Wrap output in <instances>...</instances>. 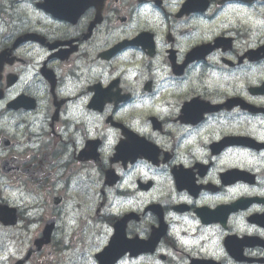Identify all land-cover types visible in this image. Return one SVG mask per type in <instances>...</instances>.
<instances>
[{
    "label": "clouds",
    "instance_id": "clouds-1",
    "mask_svg": "<svg viewBox=\"0 0 264 264\" xmlns=\"http://www.w3.org/2000/svg\"><path fill=\"white\" fill-rule=\"evenodd\" d=\"M47 2L0 0V53L26 34L43 37V41H20L15 53L20 63L11 69L18 73V82L0 88V185L32 221L30 230L40 228L46 213L44 197L27 193L23 183L11 184L5 172L17 171L13 163L27 162V153L39 152L51 141L55 95L68 98L60 113L63 153L55 163L70 164L86 144L93 162L89 176L72 172L66 188L65 180L57 179L50 189L71 197L49 221L52 234L60 239V229L72 231L77 226V213L69 214L80 203L76 194L91 201L92 211L103 205L100 229L88 235L87 245L76 250L72 264H125L126 252L137 255L136 247L122 248L107 261L93 255L113 231V246L122 238L118 218L139 237L135 245L152 246L153 254H140L132 264H192L196 258L217 264H264V217L260 223L248 220L252 214H264V147L260 146L264 111L240 102L264 107V0H200L195 9L186 7L191 0H124L127 19L102 24L83 41L82 24L55 15ZM181 8L184 11L174 15ZM141 32L152 35L140 36ZM169 33L174 40L167 38ZM221 36L230 39L217 40ZM57 41L79 45L70 64L63 58L67 54L55 56L49 50V45L59 49ZM108 49L113 51L101 55ZM46 60L51 71L41 72ZM189 99L196 101L195 109L192 102L184 103ZM193 111L196 118L190 117ZM228 136L250 137L256 143L226 140ZM6 139L13 143L5 144ZM131 141L151 151L130 152ZM12 154L21 159L10 161ZM185 169L191 185L177 190L173 177ZM229 169L255 173V183L239 173L233 174L236 178L230 184L224 183L221 173ZM65 171L59 167L57 177ZM30 174L37 179L44 175ZM242 197L262 199L241 201L243 206H238L235 202ZM150 204L162 207L149 208ZM205 214L224 218L209 221ZM226 236L241 238L239 257L225 244ZM21 255L9 239L0 248V264H12Z\"/></svg>",
    "mask_w": 264,
    "mask_h": 264
},
{
    "label": "flooded vegetation",
    "instance_id": "flooded-vegetation-1",
    "mask_svg": "<svg viewBox=\"0 0 264 264\" xmlns=\"http://www.w3.org/2000/svg\"><path fill=\"white\" fill-rule=\"evenodd\" d=\"M51 6H57V7H64L66 12L69 14L78 12L82 7L86 4L87 7L86 9L78 16V18H75V21L78 23H81L83 26V33L81 40L85 39H90L93 35H95L102 24L105 23H114L117 19L123 21L127 19L128 16V6L124 3V0H98V3L93 4V0H86V3L84 0H48L47 2ZM200 0H191V3L189 6L186 7H191L193 9L200 7ZM54 9V8H53ZM91 9V10H90ZM57 10V9H54ZM184 11L183 8H181L177 13L174 15L179 16L182 12ZM71 20H74L72 18ZM147 35H152V33L149 32H141L140 36H147ZM26 38H31L37 41H43V37L36 36L34 33H29L26 34L25 36H22L18 38L10 47L6 48L3 53H0V61H3L0 63V88L8 87L11 83H17L18 82V73L16 71H13L11 69H15L18 67V64L20 63V57H18L15 53L18 50L20 41ZM139 38V37H137ZM167 38L169 40H174V37L169 33L167 34ZM230 39L227 37H217V40H226ZM58 45H60L59 49H56L55 45H49V50L53 52V55L55 56H60L62 53L67 54L63 58L66 63H71L73 57L76 55L77 52H79L80 48L77 43H74L72 41H57L56 42ZM122 43H130V41H124ZM154 43V41H153ZM210 45H200V48H206L209 47ZM119 47V45H117ZM113 49H108L105 53H101V55H106L108 52H112ZM171 51V50H170ZM256 51V50H252ZM190 54V53H189ZM247 55V52L245 53ZM85 56L87 54L85 53ZM52 57L50 56L48 60H51ZM45 67L41 68V72L44 71H51V68L48 67V61L43 62ZM229 64L234 63V61H228ZM181 66V65H178ZM66 71H71V68L66 69ZM115 82V81H114ZM147 87V85H146ZM121 88L123 90V85H121ZM68 98H62V97H57L53 95V100H52V122L50 125V135L52 136V139L50 142L44 144L39 152H29L27 153L28 160L27 162L23 164H18V163H13L12 168L17 169V171H6L5 176L7 180L11 184H20L23 183V185L26 188L27 193L30 194H35V195H40L44 197V204L49 205L51 212L53 210H57L58 208L66 205V202L71 199L69 195L66 194L65 191H57L53 192L50 191L51 188H53L55 185V181L57 179H63L65 180V188L67 187V181L69 179V173H83L86 177L89 176V166L93 162L91 157L93 155L92 150L87 147V144L85 146V149L82 150H77V152L74 154V157L71 161L70 164H65L63 166H58L55 162L58 161L63 153V140L61 137V134L59 132V128L62 126L63 121L60 118V113L63 110V105ZM192 99H199V97H193ZM192 99L184 101V103L190 104L192 102ZM239 99L238 97H230L229 100H237ZM242 104H244V100L240 101ZM248 104V101H246ZM193 104V109L196 107V101L192 102ZM254 105L256 108H260V105ZM214 107H223V105H216ZM187 108V106H186ZM191 118H196V114L193 111L190 113ZM148 119H153L155 120L154 116H148ZM111 119V117H109ZM113 123H117L116 121H113ZM121 127L123 125L121 124ZM228 137H241V136H228ZM228 137H225L228 138ZM13 140L11 139H6L5 144H12ZM88 144L96 143V141H88ZM158 147V146H157ZM130 152H135V151H143V152H150L151 149L147 145H140L136 143L135 141H131L128 145V149ZM165 155H170V153H165ZM10 161H17L20 160L21 157L12 154L8 157ZM59 167H63L67 169L68 171H65L64 174L60 177H57V172L59 170ZM177 167H182V166H177ZM200 167L207 168L209 165H200ZM114 171V169H113ZM189 170L185 169L183 172L176 173L174 175V183L177 187V190L181 186H190L191 185V178L187 176V180L185 181V178L181 175L184 174ZM31 172H43L44 175L41 179H37L35 176L31 175ZM224 173H221V176L223 177ZM224 178V177H223ZM151 182H149L150 184ZM224 183L229 184L227 180L224 179ZM196 187L200 188H215V185H200L197 184ZM145 188H147V185H145ZM5 190L3 187L0 188V203H8L9 205L11 204L3 195ZM103 194V193H102ZM59 198L60 203L56 205L53 201L54 198ZM76 199L80 201L79 204H77L72 211L76 212V208L79 210V215L82 217L83 215V210L85 211V215H88L89 217L92 218L93 220V231H98L101 226V221L99 218V209L103 205L100 204L96 207L95 211L90 210L89 206L91 204V201L86 199L85 196H81L79 194H76L75 196ZM243 198V197H242ZM249 198H255V199H262L260 197H249ZM227 206V205H221V207ZM149 208H160L162 207L159 204H150L148 206ZM175 207L178 208H185L188 207L186 205H177ZM147 211V209H145ZM58 215L57 213H51L48 217L46 218H40V228L37 232L33 233V241L40 238L42 236V232L45 226V223L49 219H53ZM126 216H135L137 215L136 213H127L125 214ZM258 216L257 220H251L253 219L252 216ZM262 217H264V214H252L248 217V220L250 222H256L260 223L262 222ZM18 220L17 223L14 224V227H17L18 225L21 224V228L23 231H31L29 225L32 223V221H29L25 219L20 212H18L17 216ZM224 214H219L216 217H209L205 214V219L206 220H223ZM119 220L121 218H118ZM0 225L3 228H11V226H5L0 223ZM226 227V225H225ZM125 228V238L126 239H136L138 240L139 237L135 236L132 234L131 231V225H124ZM92 231V232H93ZM115 233L111 234L109 237V241L107 244H105L101 249L94 253L101 252L107 245L110 243L113 244L112 236ZM229 236H226L225 242ZM54 235L51 234L50 241L47 243L45 246H41L36 252L30 254L29 258L26 260L31 262L36 256L43 255L45 256H50L51 253L45 249H48L52 242H53ZM240 238V237H238ZM246 238V237H245ZM255 238V237H252ZM167 243L171 244V241H166ZM32 243V242H31ZM56 247H59V244H57ZM125 247H136L138 249V254L133 255L131 253L126 252L124 254L123 259L125 260V264H132V261L139 259L140 254L143 255H151L153 254L150 249L151 245L147 244L146 248H140L139 246L133 244L130 246L126 241H117L114 248V254H116L120 249L125 248ZM30 246L28 247V249ZM61 251V250H58ZM162 259H166V257L161 254ZM248 258V257H247ZM252 259V258H249ZM198 260H210L213 261L214 264H217L216 261L212 259H193L192 264H197L194 261ZM25 264V262L23 263ZM29 264V263H27ZM38 264H52V263H40Z\"/></svg>",
    "mask_w": 264,
    "mask_h": 264
},
{
    "label": "rangeland",
    "instance_id": "rangeland-1",
    "mask_svg": "<svg viewBox=\"0 0 264 264\" xmlns=\"http://www.w3.org/2000/svg\"><path fill=\"white\" fill-rule=\"evenodd\" d=\"M7 197L10 199V197H9V195H7ZM11 201V200H10ZM14 203V202H13ZM15 233H21V234H23L24 236H28V235H33V233L34 232H32V231H29V232H25V233H23V231H21V230H15ZM14 237V236H13Z\"/></svg>",
    "mask_w": 264,
    "mask_h": 264
}]
</instances>
